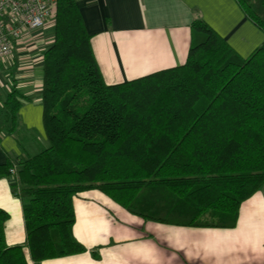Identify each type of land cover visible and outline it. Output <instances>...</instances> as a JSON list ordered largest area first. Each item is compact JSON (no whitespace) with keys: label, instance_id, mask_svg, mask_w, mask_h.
Returning a JSON list of instances; mask_svg holds the SVG:
<instances>
[{"label":"trees","instance_id":"1","mask_svg":"<svg viewBox=\"0 0 264 264\" xmlns=\"http://www.w3.org/2000/svg\"><path fill=\"white\" fill-rule=\"evenodd\" d=\"M235 1L264 31V0ZM55 7L41 57L47 145L17 170L30 260L85 250L72 207L91 189L144 220L234 226L240 204L264 187V43L240 57L196 20L183 64L109 85L75 0ZM22 98L0 94V130L14 131ZM11 166L0 164V176ZM7 218L0 209V264H29L21 245L5 244Z\"/></svg>","mask_w":264,"mask_h":264},{"label":"crops","instance_id":"2","mask_svg":"<svg viewBox=\"0 0 264 264\" xmlns=\"http://www.w3.org/2000/svg\"><path fill=\"white\" fill-rule=\"evenodd\" d=\"M93 56L106 84L183 64L191 24L201 20L240 57L264 43L235 0H75ZM53 25L27 33L0 64V94L12 88L20 99L13 132L0 130V164L16 170L47 145L41 105L42 54ZM1 109V108H0ZM3 126V125H0ZM17 175L0 176V209L7 246L21 245L29 264H264V187L244 200L230 228L164 224L144 220L96 189L73 197V237L85 250L34 263L26 248L21 186Z\"/></svg>","mask_w":264,"mask_h":264},{"label":"built area","instance_id":"3","mask_svg":"<svg viewBox=\"0 0 264 264\" xmlns=\"http://www.w3.org/2000/svg\"><path fill=\"white\" fill-rule=\"evenodd\" d=\"M56 0H0V64L27 33L40 32L55 14ZM7 173L17 175L11 166Z\"/></svg>","mask_w":264,"mask_h":264},{"label":"rangeland","instance_id":"4","mask_svg":"<svg viewBox=\"0 0 264 264\" xmlns=\"http://www.w3.org/2000/svg\"><path fill=\"white\" fill-rule=\"evenodd\" d=\"M51 23H52V22H51V21H49V22H48V25H46V26H50V25H51ZM46 26H45V27H46ZM0 108H1V105H0ZM0 116H1V115H0ZM0 121H2V119H1V118H0ZM41 148H42V147H38V148H37V151H38V150H41Z\"/></svg>","mask_w":264,"mask_h":264}]
</instances>
